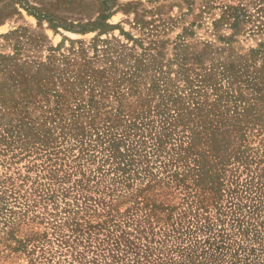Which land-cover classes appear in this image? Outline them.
Here are the masks:
<instances>
[{"label": "rangeland", "instance_id": "1", "mask_svg": "<svg viewBox=\"0 0 264 264\" xmlns=\"http://www.w3.org/2000/svg\"><path fill=\"white\" fill-rule=\"evenodd\" d=\"M0 264H264V0H0Z\"/></svg>", "mask_w": 264, "mask_h": 264}]
</instances>
